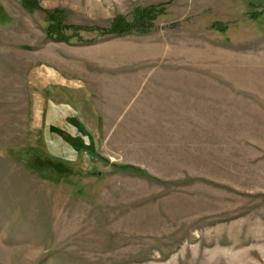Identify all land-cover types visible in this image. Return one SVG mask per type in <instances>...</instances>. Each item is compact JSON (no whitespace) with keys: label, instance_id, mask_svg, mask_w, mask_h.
<instances>
[{"label":"rangeland","instance_id":"rangeland-1","mask_svg":"<svg viewBox=\"0 0 264 264\" xmlns=\"http://www.w3.org/2000/svg\"><path fill=\"white\" fill-rule=\"evenodd\" d=\"M161 2L145 34L43 28ZM37 4L0 0V264H264V0Z\"/></svg>","mask_w":264,"mask_h":264},{"label":"trees","instance_id":"trees-1","mask_svg":"<svg viewBox=\"0 0 264 264\" xmlns=\"http://www.w3.org/2000/svg\"><path fill=\"white\" fill-rule=\"evenodd\" d=\"M22 5L29 12H33L38 8L37 0H20ZM166 2H161L157 4H149L144 6H134L131 11L125 15L118 14L114 16L107 26L100 27L96 25H78L73 23H67L64 20V12L62 10L47 11L46 12V24L44 25V31L47 37L52 41H65L67 43H76V42H85L86 39L81 35V31H94L99 36L110 35V36H121L128 33H137L145 34L148 33L152 27L153 22L160 14L165 13L164 9L166 8ZM217 24H220L217 23ZM212 27H216V23L212 24ZM76 128L81 131V136L91 139V134L89 130L81 124L78 120L72 119ZM76 123V124H75ZM56 126L49 127L50 130L56 131ZM60 131V129H59ZM70 146L74 150L80 151L83 147H86L91 154L95 153L93 149H90L89 146L79 138H76L75 135L68 134V137H65ZM36 167H46L51 168L60 173L63 169H69L67 165L63 162L54 160L53 157L41 156L38 155L35 160ZM117 169L120 170H131L135 173L144 176H150L146 171L140 167L129 165V164H114ZM152 177V176H151Z\"/></svg>","mask_w":264,"mask_h":264}]
</instances>
